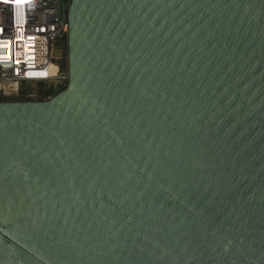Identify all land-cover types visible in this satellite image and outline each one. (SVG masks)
<instances>
[{
  "label": "water",
  "instance_id": "1",
  "mask_svg": "<svg viewBox=\"0 0 264 264\" xmlns=\"http://www.w3.org/2000/svg\"><path fill=\"white\" fill-rule=\"evenodd\" d=\"M67 83L0 100V264H264V0H69Z\"/></svg>",
  "mask_w": 264,
  "mask_h": 264
},
{
  "label": "built area",
  "instance_id": "2",
  "mask_svg": "<svg viewBox=\"0 0 264 264\" xmlns=\"http://www.w3.org/2000/svg\"><path fill=\"white\" fill-rule=\"evenodd\" d=\"M69 0H0V100L46 98L67 83V56L57 61L55 45L67 36ZM47 81L51 91L24 88Z\"/></svg>",
  "mask_w": 264,
  "mask_h": 264
},
{
  "label": "rangeland",
  "instance_id": "3",
  "mask_svg": "<svg viewBox=\"0 0 264 264\" xmlns=\"http://www.w3.org/2000/svg\"><path fill=\"white\" fill-rule=\"evenodd\" d=\"M56 45V52H57V61L63 65L64 61L66 60V55H67V36L63 35L59 37L58 40L55 42ZM24 88L29 89L33 88L38 90V92L42 95H47L51 91V84L47 81H41V82H27L24 83Z\"/></svg>",
  "mask_w": 264,
  "mask_h": 264
}]
</instances>
